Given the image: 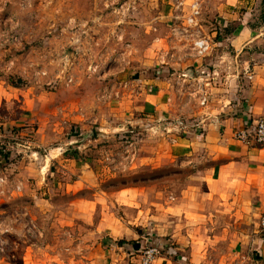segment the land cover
<instances>
[{
    "label": "rangeland",
    "instance_id": "obj_1",
    "mask_svg": "<svg viewBox=\"0 0 264 264\" xmlns=\"http://www.w3.org/2000/svg\"><path fill=\"white\" fill-rule=\"evenodd\" d=\"M196 1L200 13L190 25L189 0H0V83L38 103L26 113L31 122L0 139V264H138L136 251L118 260L108 255L99 230V221L126 225L133 208L118 203V193L137 189L139 198L155 202L160 192L172 205L198 186L205 197V181L197 178L215 164L169 157L171 132L161 135L156 117L151 132L109 127L116 118L110 93H128L126 84L144 72L157 77L199 60L194 43L209 40L217 19L209 0ZM230 9L249 14L251 25L264 24V0H239ZM216 30V38L226 35ZM17 149L38 154L32 169L19 168L25 156ZM47 156L54 160L44 172ZM166 240L154 242L163 255Z\"/></svg>",
    "mask_w": 264,
    "mask_h": 264
},
{
    "label": "crops",
    "instance_id": "obj_2",
    "mask_svg": "<svg viewBox=\"0 0 264 264\" xmlns=\"http://www.w3.org/2000/svg\"><path fill=\"white\" fill-rule=\"evenodd\" d=\"M209 2L213 4L217 25H210L211 51L206 58L187 65L178 63L172 68L174 73L171 68H164L157 77L144 72L126 84L130 85L128 93L117 97L110 93L109 99L110 115L116 116L109 119L111 130L140 127L151 132L156 117L159 126L155 129L161 135L171 132L169 157L213 161L216 167L206 169L197 178L205 181L206 195L200 199V187L187 188L174 199V204L167 205L160 201V192L155 202L151 201L152 195L139 198L137 189L118 193L116 201L133 208L126 213V225L99 221V230L108 238V255L114 260L123 259L119 256L123 251L138 253L147 243L171 239L165 245L169 254L155 264H264V230L260 227L264 211V145L236 139L237 134L251 131L255 120L264 118V24L251 25L249 14L232 12L230 8H236L239 0ZM234 22L239 24L227 33ZM216 29L226 35L216 38ZM191 65L193 80L183 79L182 74ZM3 86L0 83V139L9 134L8 129L31 122L33 119L26 113L38 106L36 99H22L16 94L17 89ZM202 97L207 99L204 106ZM95 105L101 106L98 101ZM100 119L103 118L99 115ZM163 121L170 123L162 124ZM9 138L19 137L10 133ZM34 142L46 145L40 144V139ZM15 145L21 146L19 142ZM17 150L18 155L25 156L19 168L32 169L38 154ZM27 157L31 159L29 164ZM53 160L47 156L44 172ZM87 166L83 163L81 168ZM141 201H147L149 206ZM117 239L125 242L120 245L122 241Z\"/></svg>",
    "mask_w": 264,
    "mask_h": 264
},
{
    "label": "built area",
    "instance_id": "obj_3",
    "mask_svg": "<svg viewBox=\"0 0 264 264\" xmlns=\"http://www.w3.org/2000/svg\"><path fill=\"white\" fill-rule=\"evenodd\" d=\"M189 2H193L192 6V15L188 20L190 25L194 24L196 17L199 15V5L196 0H190ZM183 5V3H181ZM194 51L196 53V58L202 60L206 58V56L211 51L210 41L206 38H201L195 41L194 43ZM201 75H204L202 73ZM183 79L190 80L192 78L191 71H188L182 74ZM192 81V79H191ZM195 81V80H194ZM207 103V99L205 97L201 98V105H205ZM236 139L245 143H256L258 145H264V118H258L254 122V126L251 131H244L236 135ZM260 227L264 230V211L260 220ZM138 264H155L158 259L163 257V249L155 243H148L144 249H141L138 252Z\"/></svg>",
    "mask_w": 264,
    "mask_h": 264
},
{
    "label": "trees",
    "instance_id": "obj_4",
    "mask_svg": "<svg viewBox=\"0 0 264 264\" xmlns=\"http://www.w3.org/2000/svg\"><path fill=\"white\" fill-rule=\"evenodd\" d=\"M232 30H227V33H231ZM123 244V242H120V245Z\"/></svg>",
    "mask_w": 264,
    "mask_h": 264
}]
</instances>
